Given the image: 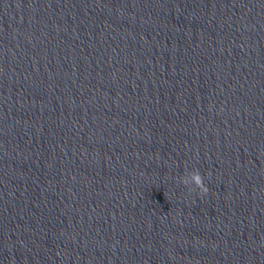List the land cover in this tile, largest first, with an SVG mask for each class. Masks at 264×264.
<instances>
[{"label": "clouds", "instance_id": "clouds-1", "mask_svg": "<svg viewBox=\"0 0 264 264\" xmlns=\"http://www.w3.org/2000/svg\"><path fill=\"white\" fill-rule=\"evenodd\" d=\"M192 179H193V183H194V188L193 189H189L188 186H187V182L184 181V180H181V183L183 185H185L189 192H192V191H196L197 189L199 190V192L202 194V195H207L209 189L208 187L205 185L204 183V178L202 177V175L200 174V172L198 170H196L194 173H193V176H192Z\"/></svg>", "mask_w": 264, "mask_h": 264}]
</instances>
